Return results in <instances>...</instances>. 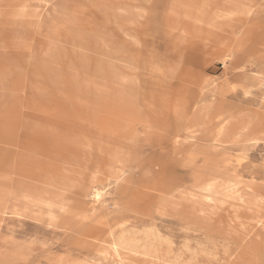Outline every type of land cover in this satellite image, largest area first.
<instances>
[{"label":"rangeland","instance_id":"374dc122","mask_svg":"<svg viewBox=\"0 0 264 264\" xmlns=\"http://www.w3.org/2000/svg\"><path fill=\"white\" fill-rule=\"evenodd\" d=\"M0 167V264H264V0H0Z\"/></svg>","mask_w":264,"mask_h":264},{"label":"bare ground","instance_id":"6f19581e","mask_svg":"<svg viewBox=\"0 0 264 264\" xmlns=\"http://www.w3.org/2000/svg\"><path fill=\"white\" fill-rule=\"evenodd\" d=\"M195 18V20H197V21H201L202 19H201V17L199 16V15H197V16H195L194 17ZM206 23L208 24V25H214V24H216L215 23V21L213 20V19H211V18H207L206 19ZM240 27V26H239ZM260 53H263V52H260ZM256 56V55H255ZM260 56V55H259ZM226 57H227V55H226ZM226 57H224V58H226ZM259 60V59H258ZM225 61V60H224ZM258 122H260V121H258ZM233 125V124H232ZM231 127V126H230ZM260 127V126H259ZM257 129H262V128H258L257 127ZM221 133V132H220ZM235 134V133H234ZM192 157V156H191ZM1 168V167H0ZM2 170V169H1ZM233 173V172H232ZM211 183V182H210ZM206 184V183H205ZM211 185V184H210ZM209 186V185H208ZM91 190H92V192L95 194V195H97L98 193H99V190L95 187V186H93L92 188H91ZM194 202V201H193ZM202 202V201H201ZM190 203H192V202H190ZM205 203V202H204ZM203 203V204H204ZM185 204V203H184ZM207 204V203H206ZM201 205H202V203H201ZM223 205V204H222ZM181 206V205H180ZM197 207V206H196ZM208 207V206H207ZM189 209V208H188ZM234 209V208H233ZM240 209V208H239ZM191 211H192V209H190ZM196 210V209H195ZM211 210V209H210ZM191 211H189V212H191ZM198 211H199V209H198ZM193 212V211H192ZM191 212V213H192ZM185 214V213H184ZM86 216V215H85ZM238 219V218H237ZM139 249V248H138Z\"/></svg>","mask_w":264,"mask_h":264}]
</instances>
